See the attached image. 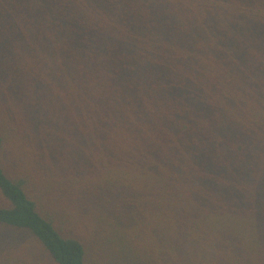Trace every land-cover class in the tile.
Instances as JSON below:
<instances>
[{"label": "trees", "instance_id": "1", "mask_svg": "<svg viewBox=\"0 0 264 264\" xmlns=\"http://www.w3.org/2000/svg\"><path fill=\"white\" fill-rule=\"evenodd\" d=\"M21 233L53 264H264V0H0V264Z\"/></svg>", "mask_w": 264, "mask_h": 264}, {"label": "rangeland", "instance_id": "2", "mask_svg": "<svg viewBox=\"0 0 264 264\" xmlns=\"http://www.w3.org/2000/svg\"><path fill=\"white\" fill-rule=\"evenodd\" d=\"M16 236H18V238H13V237H16ZM20 237H21V240L18 241V239H20ZM29 238L30 237L28 235H25L23 233L14 234L13 236H6V240L14 241L15 245L18 248L23 249V248H26V246H30L29 249L32 250V257H33V258H31L32 260H28L27 258H24L25 260L21 264H53L49 260H46V262H45L44 259L41 256V253L38 254V255L36 254V248L34 250V248L32 246L33 243L31 241L27 240Z\"/></svg>", "mask_w": 264, "mask_h": 264}]
</instances>
